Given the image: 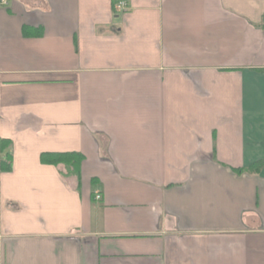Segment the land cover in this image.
Here are the masks:
<instances>
[{
	"label": "crops",
	"instance_id": "0c3cea01",
	"mask_svg": "<svg viewBox=\"0 0 264 264\" xmlns=\"http://www.w3.org/2000/svg\"><path fill=\"white\" fill-rule=\"evenodd\" d=\"M117 1L0 6V264H264V0Z\"/></svg>",
	"mask_w": 264,
	"mask_h": 264
},
{
	"label": "trees",
	"instance_id": "16d2710c",
	"mask_svg": "<svg viewBox=\"0 0 264 264\" xmlns=\"http://www.w3.org/2000/svg\"><path fill=\"white\" fill-rule=\"evenodd\" d=\"M24 36H33L31 35L30 28L22 29ZM6 146V145H5ZM5 146L0 147V150L3 152L5 150ZM5 161L0 163V169L2 171H10V164L7 156H5ZM40 163L43 165H63L66 170H69L71 174H78V166L81 163V157L75 153H43L40 155ZM263 166V162H257L251 165L247 171L257 173L261 167ZM237 174H240L241 171H246L244 169L234 170Z\"/></svg>",
	"mask_w": 264,
	"mask_h": 264
},
{
	"label": "built area",
	"instance_id": "2783aa9c",
	"mask_svg": "<svg viewBox=\"0 0 264 264\" xmlns=\"http://www.w3.org/2000/svg\"><path fill=\"white\" fill-rule=\"evenodd\" d=\"M6 0H0V5H5L6 4ZM113 10L115 12H123L126 10V3L122 0L117 1L114 5H113ZM96 200H100L99 196H95Z\"/></svg>",
	"mask_w": 264,
	"mask_h": 264
},
{
	"label": "rangeland",
	"instance_id": "374dc122",
	"mask_svg": "<svg viewBox=\"0 0 264 264\" xmlns=\"http://www.w3.org/2000/svg\"><path fill=\"white\" fill-rule=\"evenodd\" d=\"M7 1V0H6ZM37 0H27V4L29 5V7L35 6L37 5L38 2H36ZM39 1V0H38ZM36 2V3H35ZM35 3V4H34ZM1 6V5H0ZM38 6V5H37Z\"/></svg>",
	"mask_w": 264,
	"mask_h": 264
}]
</instances>
